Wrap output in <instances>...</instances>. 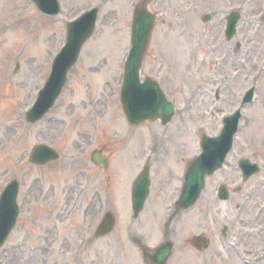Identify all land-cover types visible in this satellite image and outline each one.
I'll use <instances>...</instances> for the list:
<instances>
[{
    "label": "rangeland",
    "instance_id": "374dc122",
    "mask_svg": "<svg viewBox=\"0 0 264 264\" xmlns=\"http://www.w3.org/2000/svg\"><path fill=\"white\" fill-rule=\"evenodd\" d=\"M139 1L62 0L64 12L55 20L44 17L31 0H0V191L6 184L8 172L12 168L18 172L17 166H20L16 164V158L8 160L6 155L9 149L12 155L18 154L14 148H17L21 135L13 130L17 123L15 112L30 105L35 92L34 83L49 75L51 61L65 42L66 22L96 5L101 6L97 33L84 47L80 63L71 74L64 106L60 108L55 124V142L57 148L66 154L77 151L79 146L74 142L86 145L89 137L94 140V146L103 145L116 151V145L111 146L109 136L102 129L107 126L112 131L123 130L122 125L117 127L115 122H120L122 113L120 80L130 48L133 11ZM236 7L243 8L242 20L234 40L228 42L221 33L223 14ZM150 8L159 17L144 73L158 76L169 96L176 101L177 116L165 128L164 134H170L174 142H186L188 154L194 151L192 146L203 131L215 135L221 127L210 113L212 105L213 108L220 107L222 113L234 110L237 99L258 76L253 74L264 59V23L259 21L264 14V0H153ZM205 14L212 15L211 24L203 21ZM207 24L213 29H208ZM238 71L243 74L237 75ZM260 80L261 103L245 111L236 140V156L257 154L264 163V75ZM198 92L200 96L197 98ZM217 94L218 100L215 99ZM191 105L193 109H188ZM101 109L104 115L97 114ZM220 114H217L218 118ZM148 126H152L150 130ZM158 127L155 122L138 126L136 129L141 130L137 136L145 139L148 135L150 138V134L159 136ZM37 132L38 129L31 133V144L36 142ZM7 139L10 140L8 150L2 151ZM27 147L25 142L21 148L25 151ZM26 166L33 190L30 198L33 199L25 206L21 226L6 246L8 251L6 248L0 251V264H145L140 251L135 247H132L135 252L130 251L124 245L131 231L130 186L135 174L126 159L115 164L116 175L112 173L111 177L112 180L114 177L115 188L110 202L114 207L112 210L120 213L116 215L115 230L94 241L89 253L84 249L81 254H78L77 247L81 235L89 230L83 215L77 217L76 210L68 212L66 200L71 194L68 185L71 178L66 180L68 175L56 168L43 170L27 161ZM175 172L180 173L179 170ZM176 178L171 183L176 184ZM251 183L254 184V180ZM249 186L256 188L255 198L241 212V220H236L238 212L234 210L238 224L243 218V221L251 220V212V216L256 217V201L261 203L264 196V189L257 184ZM236 200L241 199L237 196ZM54 206L58 208L54 213H60L57 217L48 213ZM196 219L195 215L187 220L191 224L189 233ZM253 220L252 226L264 224V213L258 220ZM145 231L146 227L141 231L146 236ZM230 236L248 244L254 251H262L257 249L264 247V236L255 239L247 236L245 230L236 228ZM176 238L175 247H182L183 232L176 234ZM70 243L73 253L66 255ZM176 253L169 264H242L232 251L222 256L208 255L209 251H205L200 258Z\"/></svg>",
    "mask_w": 264,
    "mask_h": 264
},
{
    "label": "water",
    "instance_id": "95a60500",
    "mask_svg": "<svg viewBox=\"0 0 264 264\" xmlns=\"http://www.w3.org/2000/svg\"><path fill=\"white\" fill-rule=\"evenodd\" d=\"M152 26H153V18L149 15V13H147L146 10L138 9L135 14L134 35H133V40L136 46H134V48L132 49L129 55L128 61H127V65H126L127 82H126V87L124 90V96L126 97V99H129V97H131L134 94V89H133L134 84H131V81L134 75H136V73L138 72V69L140 67L142 56L145 52V48L147 45L148 37L151 32ZM77 27L78 25L76 24L69 27V32H70L69 43L72 42V39L75 37V31ZM92 30H93V26L91 25L88 27V29H85L79 35L80 40H79L78 47L73 50L74 58H71L72 63L75 61L76 57L78 56L80 49L83 43L85 42V40L92 34ZM61 58L62 56L59 59H57L58 64L62 62ZM10 192H12V190ZM8 201L10 202L9 208H7ZM140 204H141V201H138V206ZM5 210L15 211V207H12L11 205L9 194H5V196L3 197L0 203V211L2 213L1 216L4 215L3 212H5ZM103 228L105 230L109 229V223L107 222L105 224V227L103 226ZM162 257L166 258V255H163Z\"/></svg>",
    "mask_w": 264,
    "mask_h": 264
}]
</instances>
